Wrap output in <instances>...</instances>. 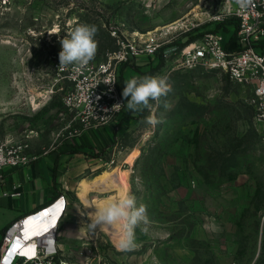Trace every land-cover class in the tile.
I'll list each match as a JSON object with an SVG mask.
<instances>
[{
	"label": "rangeland",
	"instance_id": "rangeland-1",
	"mask_svg": "<svg viewBox=\"0 0 264 264\" xmlns=\"http://www.w3.org/2000/svg\"><path fill=\"white\" fill-rule=\"evenodd\" d=\"M219 1L0 0V141L24 146L34 158L79 131L63 104L73 87L71 65L60 68L58 57L59 41L76 25L97 27L98 51L90 62L96 64L117 47L115 31L121 38L166 36L182 44L200 38L216 29L210 19ZM160 62L142 60L136 77L165 76L171 91L145 114L130 117L125 110L117 119L132 122L123 148L106 156L115 164L99 163L83 180L99 183L118 169L119 184L91 190L89 203L70 191L63 248L81 264L85 250L78 246L86 241L96 243L94 264H264V124L250 103L252 87L220 71L165 62L157 68ZM150 115L162 122L147 123ZM125 179L124 197L146 204L149 218L136 228L130 251L99 228L90 232L81 215L104 199L120 200ZM124 232L122 226L121 237Z\"/></svg>",
	"mask_w": 264,
	"mask_h": 264
},
{
	"label": "built area",
	"instance_id": "built-area-1",
	"mask_svg": "<svg viewBox=\"0 0 264 264\" xmlns=\"http://www.w3.org/2000/svg\"><path fill=\"white\" fill-rule=\"evenodd\" d=\"M210 20L214 25L230 20L238 25L230 26L228 32L211 30L188 44L171 41L166 36L144 40L138 36L121 38L113 32L116 51L99 63L67 68L73 87L64 96L63 104L74 115V122L88 129L109 126L121 118L126 106L113 108V105L125 104L120 87L122 68L151 58L171 63L173 69L220 71L233 82L252 87L250 103L257 120L264 124V52L258 49L264 39V0H251L247 7H241L236 0H220ZM30 160L24 146L0 141V185L5 170L25 166ZM113 164L114 158L105 163ZM69 205V198L61 194L12 222L0 237V264H81L76 261L78 255H69L61 242V225ZM58 210V221L47 226ZM30 220L33 225L29 224ZM38 226L43 228L38 231ZM95 247L93 241L78 246L85 250L82 264L95 263L96 259L92 258Z\"/></svg>",
	"mask_w": 264,
	"mask_h": 264
},
{
	"label": "crops",
	"instance_id": "crops-1",
	"mask_svg": "<svg viewBox=\"0 0 264 264\" xmlns=\"http://www.w3.org/2000/svg\"><path fill=\"white\" fill-rule=\"evenodd\" d=\"M258 49L264 52V39ZM141 65L142 60L133 67L122 68L121 95L124 82L136 77ZM137 113L129 111L130 117ZM131 122L128 118L121 123L115 121L109 126L88 129L79 125V132L57 148L31 158L25 166L5 170L0 185V237L12 222L51 203L57 196L65 194L68 197L70 191L78 196L84 176L95 171L99 163H106L104 157L118 152L119 141Z\"/></svg>",
	"mask_w": 264,
	"mask_h": 264
},
{
	"label": "clouds",
	"instance_id": "clouds-1",
	"mask_svg": "<svg viewBox=\"0 0 264 264\" xmlns=\"http://www.w3.org/2000/svg\"><path fill=\"white\" fill-rule=\"evenodd\" d=\"M236 3L241 7H247L251 0H236ZM97 32L98 29L95 25L80 23L66 33V36L59 41L61 45V51L58 54L60 68L69 65L78 68L86 67L95 58L98 51V41L95 39ZM124 85L122 96L127 103L115 104L113 108L126 106L127 110L133 113L150 109L152 101L159 102L171 91L167 77L160 75L133 77L125 81ZM163 106L165 110L170 108V104L166 100ZM146 120L152 125L162 122L151 115ZM81 215H87L90 223L85 225L90 232H95L97 228L102 231L117 222L123 221L125 232L118 243V247L124 251L136 248L135 230L149 222L147 205L138 204L133 194L108 203L103 207L95 206L94 212L85 213L81 211Z\"/></svg>",
	"mask_w": 264,
	"mask_h": 264
},
{
	"label": "bare ground",
	"instance_id": "bare-ground-1",
	"mask_svg": "<svg viewBox=\"0 0 264 264\" xmlns=\"http://www.w3.org/2000/svg\"><path fill=\"white\" fill-rule=\"evenodd\" d=\"M126 176L127 175L125 174L124 177H126ZM118 177H119V171H118V169H115V170H111V171L107 172L105 175H103L101 177V180L99 183H94L92 180L84 179L80 182L78 194L80 195V197L83 198V200L85 202L89 203L90 201H89L88 193L91 190H93L95 188L96 189L102 188L104 186H107V187L114 186L115 184L118 183ZM126 180L127 179H125V181L123 180V182H122L123 185L120 187L122 190V192L120 194V199H122L124 197L123 191L127 188L126 187L127 186ZM120 181H122V180H120ZM114 201H115L114 198L107 199V200L104 199V201L99 202V204L96 207H103L104 205L111 203V202H114ZM94 211H95V208H92L91 212H94ZM59 216H60V211L58 210L54 214V217L50 220V222L48 223L47 226L55 224L58 221ZM29 224L33 225L34 223L32 222V220H30ZM43 226H41V227L38 226L39 228L37 230L40 231L41 228H43ZM122 226H123V221H120V222H117L116 224L112 225L110 228L104 229L103 231L108 233L113 239H117L119 242L121 239L120 228Z\"/></svg>",
	"mask_w": 264,
	"mask_h": 264
},
{
	"label": "trees",
	"instance_id": "trees-1",
	"mask_svg": "<svg viewBox=\"0 0 264 264\" xmlns=\"http://www.w3.org/2000/svg\"><path fill=\"white\" fill-rule=\"evenodd\" d=\"M237 22L236 21H234V20H230V21H227V22H225V23H222V24H216L215 26H216V29L215 30H218V29H220V28H224V29H226V31H228L229 30V27L230 26H233V27H237ZM112 43H113V41H112ZM117 49V47H114L113 48V51H115ZM163 64H164V61L163 60H161V62L159 63V65H158V67L157 68H160V67H162L163 66ZM253 107V106H252ZM254 108V107H253ZM255 110V109H254ZM146 111H147V109H144L142 112H141V114L142 113H146ZM256 112V111H255ZM123 139H124V137H122L121 138V141H119V146H118V149L120 150V148H123V145H122V143H123ZM102 157H103V155H102ZM105 159H106V157H104Z\"/></svg>",
	"mask_w": 264,
	"mask_h": 264
}]
</instances>
